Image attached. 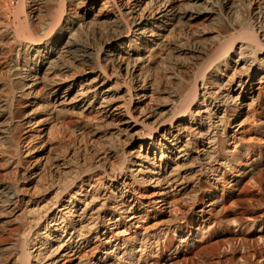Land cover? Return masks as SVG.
<instances>
[{
    "label": "bare ground",
    "instance_id": "6f19581e",
    "mask_svg": "<svg viewBox=\"0 0 264 264\" xmlns=\"http://www.w3.org/2000/svg\"><path fill=\"white\" fill-rule=\"evenodd\" d=\"M13 2L0 264H264V0Z\"/></svg>",
    "mask_w": 264,
    "mask_h": 264
},
{
    "label": "rangeland",
    "instance_id": "374dc122",
    "mask_svg": "<svg viewBox=\"0 0 264 264\" xmlns=\"http://www.w3.org/2000/svg\"><path fill=\"white\" fill-rule=\"evenodd\" d=\"M13 1H14L13 3L15 4V0ZM263 173H264V169L261 171L262 176H263ZM241 196L243 195L241 194ZM254 196H256L255 193H254ZM230 237H231L230 235L217 236V237L207 240L204 243H200L196 249H190L188 252L183 253V255H181L178 258L179 259L178 264L179 263L180 264H225L227 262H228L227 264H229L230 261L228 259L230 258V256L226 254L224 255L225 257L224 256L220 257L218 253L219 252L218 248L220 249L221 247H223L224 241L230 240L231 239ZM220 251L222 252L221 249ZM247 258L250 259L249 260L250 262L254 263L256 261L255 258L251 259L249 256Z\"/></svg>",
    "mask_w": 264,
    "mask_h": 264
}]
</instances>
